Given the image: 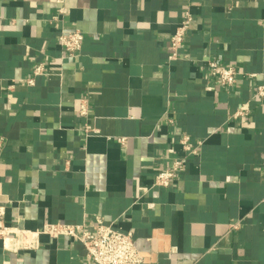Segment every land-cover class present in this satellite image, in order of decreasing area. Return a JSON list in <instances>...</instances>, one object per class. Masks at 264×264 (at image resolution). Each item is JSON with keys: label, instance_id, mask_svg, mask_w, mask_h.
<instances>
[{"label": "crops", "instance_id": "obj_1", "mask_svg": "<svg viewBox=\"0 0 264 264\" xmlns=\"http://www.w3.org/2000/svg\"><path fill=\"white\" fill-rule=\"evenodd\" d=\"M185 11L193 21L170 59ZM72 30L85 39L69 56L59 35ZM210 58L236 68L233 86L208 75ZM40 63L46 72L34 76ZM258 84L264 0H0L6 222L92 228L100 216L132 232L142 264H264ZM82 101L88 117L79 114ZM246 102L250 114L232 118ZM86 124L97 132L85 136ZM182 134L203 140L200 153L170 187L153 185L182 154ZM0 264L91 262L78 240L42 235L36 250L12 252L0 242Z\"/></svg>", "mask_w": 264, "mask_h": 264}, {"label": "built area", "instance_id": "obj_2", "mask_svg": "<svg viewBox=\"0 0 264 264\" xmlns=\"http://www.w3.org/2000/svg\"><path fill=\"white\" fill-rule=\"evenodd\" d=\"M64 9H61L63 12ZM193 21L190 11H185L182 20L170 39V59H177L184 42L186 33ZM85 36L80 30L62 31L59 42L69 56L76 55L82 48ZM208 75L218 79L223 86L231 87L237 82V70L232 65H225L216 59L207 60ZM43 64H38L33 70L34 76L45 74ZM254 76V75H251ZM30 85H34V77L28 79ZM253 98L264 101V84H258L254 90ZM81 117H88L90 108L87 101H82L79 107ZM250 114L249 103L242 104L231 116L232 118L246 117ZM85 136L97 131L90 125L84 126ZM121 142L125 138L119 139ZM182 154L169 159V164L157 171L153 185L170 187L186 166V161L200 153L203 140H198L188 134H182L179 138ZM149 208L154 203L147 204ZM51 238L69 236L81 242L86 250L91 264H142L143 255L137 248L132 232H122L106 223L102 217L96 216V224L88 228L85 223L50 222L38 229L22 228L18 225L6 222V207L0 205V242L2 246L12 252L24 250H36L41 245V236Z\"/></svg>", "mask_w": 264, "mask_h": 264}]
</instances>
